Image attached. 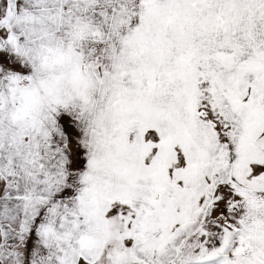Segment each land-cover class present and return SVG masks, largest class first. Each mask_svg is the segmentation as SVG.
Segmentation results:
<instances>
[{"label": "snow or ice", "instance_id": "obj_1", "mask_svg": "<svg viewBox=\"0 0 264 264\" xmlns=\"http://www.w3.org/2000/svg\"><path fill=\"white\" fill-rule=\"evenodd\" d=\"M0 264H264V0H0Z\"/></svg>", "mask_w": 264, "mask_h": 264}]
</instances>
